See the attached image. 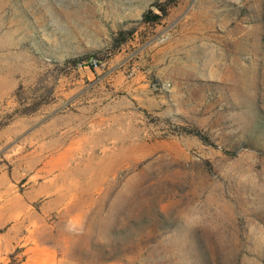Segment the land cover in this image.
<instances>
[{
    "label": "rangeland",
    "instance_id": "obj_1",
    "mask_svg": "<svg viewBox=\"0 0 264 264\" xmlns=\"http://www.w3.org/2000/svg\"><path fill=\"white\" fill-rule=\"evenodd\" d=\"M166 1L0 0V264H264V0Z\"/></svg>",
    "mask_w": 264,
    "mask_h": 264
},
{
    "label": "trees",
    "instance_id": "obj_2",
    "mask_svg": "<svg viewBox=\"0 0 264 264\" xmlns=\"http://www.w3.org/2000/svg\"><path fill=\"white\" fill-rule=\"evenodd\" d=\"M170 2L171 0H168L162 4H154L153 6L156 8V10L161 13V14H165L166 12V8L170 5ZM156 18H159L157 15H154L152 14V12L148 11L146 14H144L143 16V20L144 22H154L156 20ZM123 41H119L118 38H114L113 39V44H112V48L113 49H116L117 47H119V45L121 43H123ZM95 58V55H92L90 57V59H87V57H80V58H77V59H73L71 61L72 64L76 65L78 63H81L83 62L84 60H88V63ZM38 107H32L31 109H29L28 111H26L25 113H23L24 115H27V114H32L33 112H35L37 110ZM3 125L0 124V128L2 127Z\"/></svg>",
    "mask_w": 264,
    "mask_h": 264
}]
</instances>
